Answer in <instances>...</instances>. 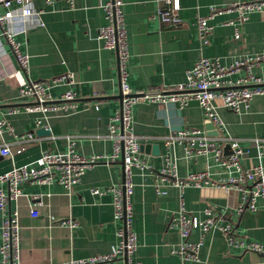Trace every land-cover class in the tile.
<instances>
[{"label":"crops","instance_id":"obj_1","mask_svg":"<svg viewBox=\"0 0 264 264\" xmlns=\"http://www.w3.org/2000/svg\"><path fill=\"white\" fill-rule=\"evenodd\" d=\"M33 0L42 9L43 26L30 29L18 36L29 54L28 71L20 70L3 35L0 34V118L8 121L11 129L0 132L3 143L14 151L21 136L31 132L33 139L20 152L11 156L0 153V173L13 166L34 163L44 150L66 151L70 146L83 156L110 154L113 140L110 125L118 124L111 117L120 108L118 57L115 49L103 46L97 37L98 28L107 23L101 3L105 0ZM240 1L259 0H179L175 24L162 22L159 10L167 8L165 0H122V13L127 33L129 57L128 83L133 90H156L181 83L185 73L201 56L218 58L224 65L236 59L264 50V9L252 11L241 24L238 13L224 11L209 19L210 39L203 44L198 38L195 22L206 16L210 6L225 7ZM2 8L0 7V12ZM240 36L236 38L235 32ZM72 72L77 83L71 87L76 93L77 109L68 114L27 111L30 101H18L19 88L29 79H47ZM252 73L264 79V63L253 67ZM244 75V70L230 75L232 79ZM67 86L52 89L59 96ZM28 100V99H23ZM15 108L17 111L11 112ZM217 113L225 130L249 145L245 167L261 162L253 138H264V94L252 97L238 112L219 107ZM46 115V117H45ZM132 130L142 144L140 157L152 169L133 168V190L130 195L131 225L137 236L134 258L142 264H259L260 254L231 245L219 227H212L201 235L194 228L189 240H202L197 259L182 261L174 252L180 242L176 229L167 226L169 217L178 211L181 201L185 209L204 218L207 204L218 207L226 216L235 233L244 241H264V197L257 198L255 210L238 213L223 192L204 186H187L180 190L158 173L169 157L176 160L179 177L192 171L208 169L212 176L220 170L211 155L185 157L183 148L176 144L166 147L164 136L172 129L195 128L206 132L203 113L197 101L184 107L177 103L159 105L139 101L132 106ZM118 130V129H117ZM158 145L156 152L153 146ZM122 158L119 154L111 163L99 162L87 169L71 193L58 183L25 182L23 195L12 201L17 207L21 224L19 264H55L72 259H83L111 251L118 243L122 221L113 217V188L122 184ZM159 187L161 192L156 191ZM1 187L5 188L3 183ZM98 188L100 193H93ZM213 190V191H208ZM38 214L32 216L30 208ZM71 218L75 228L50 223ZM2 216L0 212V225ZM1 264V262H0ZM102 264H126L115 258Z\"/></svg>","mask_w":264,"mask_h":264},{"label":"built area","instance_id":"obj_2","mask_svg":"<svg viewBox=\"0 0 264 264\" xmlns=\"http://www.w3.org/2000/svg\"><path fill=\"white\" fill-rule=\"evenodd\" d=\"M68 7L73 8L74 1L67 0ZM167 8L159 10L162 22L175 24L179 21L177 11L179 0H165ZM107 23L100 26L97 37L102 40L103 46L117 51L119 69V87L121 105L111 117L118 124L110 125L109 136L113 140L110 154H92L83 156L70 146L66 151L44 150L34 163L13 166L9 171L0 173V212L2 221L0 225V262L1 264H19V241L21 224L18 208L11 207L12 201L23 195L21 186L25 182L37 184H60L67 193H71L79 183L83 173L96 163L114 162L118 155L122 158V184L113 188V217L122 221L118 231L120 240L112 245L111 251L83 259H72L55 264H102L115 258H123L126 264H142L134 258L137 248V236L131 225L132 208L130 195L133 190L132 169L150 168L140 157L138 135L132 130V106L139 101H152L159 105L177 103L179 107L186 106L189 101H197L202 110L206 123H211L216 135H208L195 128H177L170 130L164 136L166 147L176 144L183 148L185 157L208 156L214 158L215 165L222 171L212 176L208 170H198L179 177L175 159L166 157L161 169L158 171L163 178L168 179L180 190L187 186L202 188L204 186L222 190L228 197L230 204L234 205L238 213L245 209L255 210L257 198L264 197V165L261 162L253 163L249 167L242 164L248 157L249 145H242L240 139L230 136L225 130V124L217 113L219 107L238 112L242 105H248L254 95L264 94V79L252 73L253 67L264 63V50L254 55L236 59L224 65L218 58L201 56L186 70L185 80L181 83L162 87L156 90H133L127 80V61L129 57L127 33L122 13V0H105L101 3ZM0 34L3 35L15 57L20 70L27 72L29 54L23 48L18 36L35 27L43 26L41 19L42 9L36 7L33 0H0ZM264 9V0L240 1L225 7L210 6L206 16L197 18L195 22L198 38L203 44L210 39L212 26L209 19L224 11L238 13L237 20L227 23L241 24L252 11ZM240 36L237 30L234 35ZM244 70V75L235 79L231 74ZM77 83L72 72L62 73L47 79H29L19 88L18 101H30L25 105L27 111H39L43 115L47 112L68 114L77 109L75 103L76 93L71 87ZM58 86H67L59 95L54 96L52 89ZM28 99V100H23ZM17 111L15 108L11 112ZM46 117V115H45ZM11 127L4 118H0V132ZM118 129V130H117ZM33 139L31 132L21 136V141ZM27 144L19 145L14 151L3 143L0 153L11 156L13 152H20ZM229 145V152L224 153V147ZM252 145L257 149V157H264V138H253ZM5 183L6 187L1 185ZM157 192H161L156 187ZM93 193L101 190L94 188ZM205 217L198 218L184 205L180 204L178 211L169 217L167 226L176 229L180 235V242L174 252L181 260L186 262L197 259V253L202 240L193 242L189 235L194 228L201 231V235L212 227H219L229 239L231 245L241 247L260 254L264 259V241H244L235 233L234 227L218 222H225L226 216L219 212L218 207L207 204L204 208ZM30 214H38L36 207L30 208ZM60 221L61 225L75 228L76 222L71 218L58 220L50 217V223ZM259 264H264L263 262Z\"/></svg>","mask_w":264,"mask_h":264},{"label":"water","instance_id":"obj_3","mask_svg":"<svg viewBox=\"0 0 264 264\" xmlns=\"http://www.w3.org/2000/svg\"><path fill=\"white\" fill-rule=\"evenodd\" d=\"M117 97L120 99V102H121L122 96H121L120 92L118 93ZM205 129H206V132H207L208 135H216V131L214 130L213 125L211 123H206L205 124ZM141 147H142V144L140 145V149H141ZM157 149H158V145L155 144L153 146V151L156 152ZM228 152H229V145H226L224 147V153L227 154ZM207 190L208 191H213V190H209V189H207ZM214 190L217 191V192H222V190H219V189H214Z\"/></svg>","mask_w":264,"mask_h":264}]
</instances>
